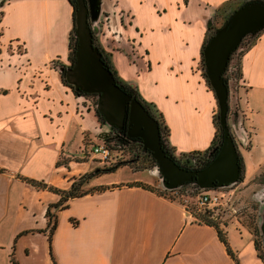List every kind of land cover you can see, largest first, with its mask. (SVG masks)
Returning a JSON list of instances; mask_svg holds the SVG:
<instances>
[{
    "label": "crops",
    "instance_id": "1",
    "mask_svg": "<svg viewBox=\"0 0 264 264\" xmlns=\"http://www.w3.org/2000/svg\"><path fill=\"white\" fill-rule=\"evenodd\" d=\"M242 1L99 0L113 38L101 49L160 116L181 164L205 151L214 135L216 102L199 72L200 47L208 28ZM89 16L96 15L89 9ZM71 28L67 0H0V264H264L251 230L236 218L218 225L224 245L214 226L193 221L144 185L152 183L149 174L126 165L90 177L81 186L88 192L50 208L55 227L47 240L44 215L60 194L46 187L67 190L100 168L82 151L99 141L95 107L60 76ZM238 50L240 78L227 82V123L241 161L235 186L242 204L256 202L264 249V29Z\"/></svg>",
    "mask_w": 264,
    "mask_h": 264
},
{
    "label": "water",
    "instance_id": "2",
    "mask_svg": "<svg viewBox=\"0 0 264 264\" xmlns=\"http://www.w3.org/2000/svg\"><path fill=\"white\" fill-rule=\"evenodd\" d=\"M72 15L75 39L73 61L64 69V79L75 91L93 93L95 110L104 124L124 130L129 138H137L143 152L153 159L163 189L172 190L194 183L199 189H216L232 185L240 179L238 153L226 121L228 110L227 81L223 77L229 55L241 39L264 28V2L251 0L242 3L217 28L202 48V63L208 85L217 107L221 129L220 141L213 158L198 169L178 165L160 142L156 120L136 98L131 97L114 81L97 47L88 24L86 0H74Z\"/></svg>",
    "mask_w": 264,
    "mask_h": 264
},
{
    "label": "trees",
    "instance_id": "3",
    "mask_svg": "<svg viewBox=\"0 0 264 264\" xmlns=\"http://www.w3.org/2000/svg\"><path fill=\"white\" fill-rule=\"evenodd\" d=\"M68 3L71 5L72 7V15H73V12H74V8H75V2L74 0H67ZM248 1H251V0H243L238 6H240L242 3H245V2H248ZM260 1H263L264 0H260ZM237 6V7H238ZM236 7V8H237ZM233 11V10H232ZM232 11L229 13V15L232 13ZM229 15L227 16V18L224 20V22L222 24H220L218 27H209L208 28V32H207V35L200 47V52H199V62L202 66V72H201V77L202 79L204 80L206 86L211 90V88L209 87L208 85V81L206 79V76H205V73H204V68H203V63H202V48L204 46V44L206 43V41L208 40V38L213 34V32L219 28L220 26H222L226 20L228 19ZM264 29V28H263ZM73 30V27L71 28V31ZM70 31V33H71ZM261 31V30H260ZM259 32V31H258ZM257 33L253 34V35H246L244 37H249V38H253L255 36H257ZM244 37L241 39L240 43L238 44V46L236 47V49L240 46L242 40L244 39ZM74 43H75V39L74 37L71 36V34H69V37H68V66L71 65L72 61H73V52H74ZM93 45L97 47L98 51L100 52L101 54V60L104 62V64L107 66V68L109 69V71L111 72L112 76H113V79L115 81V83L122 89L124 90L127 94H129L131 97H134L136 98L138 101H140V103L146 108V110L148 111V113L156 120V123H157V127H158V131H159V136H160V142L162 143L165 151L171 155V150L169 149V147L167 146L166 144V136H167V128L166 126L163 124L160 116L154 114L153 112L150 111L148 105L142 101L140 99V97L138 96L137 94V91L135 90V88L131 87L130 85H128L127 83H125L116 73V71L114 70V68L111 66L110 64V60H109V55L107 53H105L97 44H95L94 42V39H93ZM236 49L229 55V59H228V62H227V65H226V68H225V71L223 73V77L224 79L227 81V77L225 76V72L229 66V62L232 60L233 58V55L234 53L236 52ZM234 66V70L232 72V80H235L237 82V80H239L240 78V73L238 71V67H237V63H234L233 64ZM64 67L60 73V76L62 78V81L66 83L65 79H64V69L66 68ZM70 88H72L70 85H68ZM227 88H228V83H227ZM73 89V88H72ZM74 90V89H73ZM212 91V90H211ZM74 92H77L74 90ZM81 95H89V96H95V94L93 93H81V92H77ZM94 112H95V116L97 118V121L100 122V123H104L101 116L98 114V112L95 110L94 108ZM232 114V112L230 111V107L228 106V110H227V114H226V121H228V118L230 117V115ZM214 116V115H213ZM212 116V124L214 126V135H213V138H212V141L210 142V145L208 146V148L203 151L202 153H197V152H192V153H189L186 155V160L185 162H188V161H193L194 162V165H191V166H187L185 164H181L179 163L177 160H175V162L180 165V166H183V167H186V168H189V169H198V168H201L202 166H204L206 163H208L212 158L213 156L215 155L216 151H217V148H218V144H219V141H220V136H221V129L219 127V124H218V119L216 118V120L213 118ZM217 117V116H216ZM228 125V123H227ZM110 128V131L108 132V134H106L105 136H103V141L110 147L112 148L113 146H124L126 144H129V143H137L140 145V142L137 138H129L124 130H118L114 127H109ZM229 128V126H228ZM229 132H230V129H229ZM230 135H231V132H230ZM141 147V145H140ZM149 157V153L148 152H145ZM238 156V164H239V167H240V172H241V161H240V157L239 155ZM151 158V157H150ZM151 160L153 161V159L151 158ZM154 162V161H153ZM119 166H121V163H117L115 165H112L110 167H104V168H95L93 169L91 172L89 173H86V174H83L81 176H79L77 179H75L74 181L71 182L69 188L67 190H64V191H60V190H57L55 188H52V187H46V185L44 183H41V182H36V181H32V180H25L27 183H30L31 185L33 186H36V187H46L47 189L49 190H52L58 194H60V198L59 200L54 204V205H51L49 206L47 209H46V212H45V218H46V230H47V240L49 241L50 237H51V234L54 230V227H55V215L53 213L50 212V208H55V209H59V208H63L65 206V202L68 198H72V197H76V196H80V195H83L85 194L86 192H88V190H82L81 189V186L83 185L84 182H86L90 177L94 176V175H98V174H102V173H108V172H112L114 171L116 168H118ZM103 189V187H97L95 188V190H101ZM203 220V223L205 224H208V225H212L215 227L216 229V234L219 238V240L224 244L226 245V241H225V238H224V235L223 233L221 232V230L218 228V225L216 223H213L212 221L206 219V218H202ZM251 233L253 234V245H254V249L256 250V255L258 256V258H260V260L264 263V257L263 255L261 254L260 250H259V244H258V241L256 239L257 237V233H256V230L255 228L253 230H251ZM226 249H227V246H226ZM227 251L229 252V250L227 249ZM11 264H15L12 260H11Z\"/></svg>",
    "mask_w": 264,
    "mask_h": 264
},
{
    "label": "rangeland",
    "instance_id": "4",
    "mask_svg": "<svg viewBox=\"0 0 264 264\" xmlns=\"http://www.w3.org/2000/svg\"><path fill=\"white\" fill-rule=\"evenodd\" d=\"M86 1H87V5L89 7L91 0H86ZM98 4H99V0H93V4H92L93 6L90 8V10L92 12H94V15H96V16L99 15V16L98 17L94 16V18H91L88 14V24L90 26L91 32L93 30H94V33H95V31L97 32L96 34H94L92 32V36H93L95 44H97L101 48L100 43L103 39L105 41H110V43H112L113 38L111 37V33L109 34L107 32V31H109V27H108V23H107L109 12L102 11L100 14H98ZM116 15L118 16L119 14L117 13ZM95 22H96V24H95ZM105 33H108V34H106V36L103 37V35ZM70 34L73 37V31H71ZM248 40H249V37H244L240 46L236 49V52L239 51L238 50L239 48H241V47L244 48L245 45L247 44ZM16 49L20 50V45H17ZM235 57H236V55L234 53L232 60L229 62V66H233V64L236 63ZM198 68H199V72L201 74L202 66H201L200 62L198 64ZM230 81L231 80H227V82H230ZM86 96L89 99V101L93 105H95L96 96H89V95H86ZM216 116H217V107L215 108V112H214V116H213V118L215 120L217 118ZM99 124H100V128L102 130H105L107 132L110 131L109 126H107L106 124H104V123L102 124L100 122H99ZM236 131L239 133L240 137H242V139H243L244 137L242 134V130L239 128V130H236ZM88 149H89V147L83 149L82 151L87 152ZM110 149H112L111 159H110L111 162L109 164H106V165L99 164L100 168L110 167V166L115 165L117 163H121V166L126 165L127 167L132 168L135 171H140V172L149 174L150 178L152 179V183H151V185L150 184H144V185H146L152 189H157V191H160L162 193H165V194L167 193L165 191L166 189H163L161 187L160 175L156 171V167H155L154 162L151 160V158L145 152H143L141 150V147L139 144L132 142V143H129V144L124 145V146H118V147L113 146ZM87 157L88 158H86V156H85V157H83V159L84 160H87V159L90 160L91 159V161L97 162V159L95 157L89 158V157H91V153L89 151H88ZM186 163H187V166H191L189 161ZM123 171L126 172L127 170H123ZM120 172H121V170H120ZM138 183H140V182H138ZM140 184H142V183H140ZM185 185H187V186H185ZM185 185H182V186L186 187V189H190V187H192L191 183H188ZM235 185H236V183L222 187V188H216V190L221 193L223 198L227 199V197H231V199L234 200L233 204H232L233 207L236 209H239L238 212L236 211L233 214L226 211L222 215V218L224 219L225 222L229 221L230 219L236 218L240 223L247 226L250 230H253L255 228V203L256 202L255 201L250 202L249 206L242 204V201L240 199V191H239L240 187H236ZM188 196L190 197L188 199L189 204L192 205L193 200L191 199L190 195H188ZM256 233H257V231H256ZM252 237H253V234H252ZM256 239H257L258 244H259V250L264 257V251H263L264 249L262 246V240L260 239L258 234H257Z\"/></svg>",
    "mask_w": 264,
    "mask_h": 264
},
{
    "label": "built area",
    "instance_id": "5",
    "mask_svg": "<svg viewBox=\"0 0 264 264\" xmlns=\"http://www.w3.org/2000/svg\"><path fill=\"white\" fill-rule=\"evenodd\" d=\"M19 44H16V47ZM234 66H229L225 72L227 80H232V72ZM99 141L91 144L88 151L97 159V162L101 165L109 164L111 161L112 149L103 141V136L108 134L105 130H100L98 133ZM102 135V136H101ZM191 165H194L193 161H189ZM192 187L186 189L184 186H179L172 190H165L167 193H162L164 197L170 201L176 202L184 212L195 222L203 223L202 218H206L217 225L225 223L222 215L228 211L233 214L239 209L233 207V199L227 197L223 198L221 193L216 189H199L194 183H191ZM187 186V185H185ZM189 190V191H188ZM189 193V194H188ZM191 196L192 205L189 204L188 199Z\"/></svg>",
    "mask_w": 264,
    "mask_h": 264
},
{
    "label": "flooded vegetation",
    "instance_id": "6",
    "mask_svg": "<svg viewBox=\"0 0 264 264\" xmlns=\"http://www.w3.org/2000/svg\"><path fill=\"white\" fill-rule=\"evenodd\" d=\"M127 145V144H126Z\"/></svg>",
    "mask_w": 264,
    "mask_h": 264
}]
</instances>
